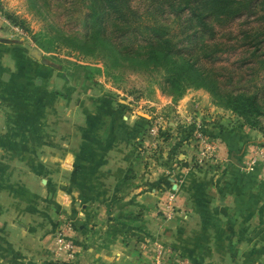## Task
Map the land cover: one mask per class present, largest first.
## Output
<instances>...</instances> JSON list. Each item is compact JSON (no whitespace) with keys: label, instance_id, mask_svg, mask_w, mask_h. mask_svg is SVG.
Wrapping results in <instances>:
<instances>
[{"label":"rangeland","instance_id":"rangeland-1","mask_svg":"<svg viewBox=\"0 0 264 264\" xmlns=\"http://www.w3.org/2000/svg\"><path fill=\"white\" fill-rule=\"evenodd\" d=\"M131 2L136 7H143L147 0ZM84 10L86 7L81 0H0V30L10 31L11 41L15 38L18 43H26L31 48L35 63L48 67L47 73H39L36 76L54 86L33 94L34 106L30 107L33 110L30 115L34 132L28 135V138L57 142L62 140L58 137L64 135L66 141L72 143L81 140L83 135H86L85 139L90 136L75 132V126L80 128L83 123L93 124L96 120L101 126L110 123L122 126L118 131L124 130V134L119 132V136L129 142L128 154L134 158L145 159L140 174L145 175L147 179L151 178V181L146 182L144 187L134 171H131L133 175H130L132 180L122 176L116 181L120 186V194L112 198V201L107 198L110 203L107 202V208L100 213L98 225L91 223L97 218V212L92 210V204L89 203L97 199L92 196L93 184L90 188L82 190V207L77 209V205H72L68 212L60 208V205L56 210L53 209L52 230L43 231V226L50 222L43 216L39 223L41 226L34 228L32 234L34 239L47 236L54 244L56 258L48 264H74L79 250L86 249L88 242L95 237L100 238L102 245L109 250V242L113 240V236L119 239L121 244L126 240V245H120L124 246L122 248L127 257L132 258L138 253V257H144L147 264H179V260H186L188 264H264V244L250 246L230 243L228 238L235 232L232 228L215 225L213 221L217 218L216 213L200 214L207 219L204 223L210 225L209 227L189 229V167L184 165L176 168L170 163V146L165 145L157 152L147 145L151 141V137L145 136L149 121L164 115L176 122L177 107L180 106L183 110L180 99L189 89L196 87L187 88L180 96L174 88L162 90L157 82L160 78L158 74L150 75L119 66L110 67L97 57L84 54L81 48H76L78 45L70 38L81 34V17ZM159 17L169 23L174 32L181 31L179 21L175 17L164 14ZM244 26L248 25H245L243 19L216 26L215 42L231 44L229 49L221 53L220 62L216 63L219 68L217 73L221 76L233 71L234 79L226 82V86L249 92L260 90L259 95L264 106V69L255 62L242 64V60L249 56V49L242 45L239 34ZM179 35L184 36L181 32ZM241 56H244L242 60L239 58ZM233 65L236 69H232ZM38 85H41V82ZM208 96L210 101L220 108L219 116L222 115L223 127L239 131L241 140L237 141L243 143V146L237 148L239 151L243 149V153L240 151L238 154L236 148L226 153L225 170L232 167L238 172H257L264 176V168H250L246 164L250 149L264 146V116L258 117L257 123L251 125L236 111L213 99L209 93ZM90 109L93 113L98 112L96 119ZM104 114L112 115V121ZM64 128V134L59 133ZM106 135L107 133L98 132L91 136L99 142L105 140ZM248 142L250 144L246 145ZM49 151L54 154L58 152L56 148ZM228 155L241 157V165H232ZM81 168L82 166L77 165L69 169L79 171ZM134 168L133 165L132 169ZM52 173L54 175L51 178L57 181L58 172L54 170ZM65 175L67 179L69 174ZM70 175L71 184L77 185L75 176ZM154 179L156 181H153ZM139 187L145 188L143 191L146 192L157 191L160 195L151 199L154 200L156 209L151 214H146L143 222L138 220L141 215L135 207L136 190ZM130 192H133L130 201L123 203V193ZM59 194L62 197L64 193ZM73 209L86 212L79 219L78 214H73ZM90 213L94 220L89 219ZM61 215L70 224L68 234L75 245L74 257L69 259L55 242L59 235L57 225L64 220L60 218ZM95 226L99 228L95 229Z\"/></svg>","mask_w":264,"mask_h":264},{"label":"crops","instance_id":"crops-1","mask_svg":"<svg viewBox=\"0 0 264 264\" xmlns=\"http://www.w3.org/2000/svg\"><path fill=\"white\" fill-rule=\"evenodd\" d=\"M10 33L0 30V264H48L56 258L54 244L47 236L34 239L32 234L34 228L41 226L39 223L43 216L50 221L49 225L43 226V231L52 230L53 209L60 205L68 212L72 205H77V209L82 207V190L93 184L92 196L97 199L89 203L97 212V218L94 220L90 213L89 219L98 225L100 213L107 208V198L112 201L120 194L116 181L122 176L132 180L131 171L135 172L138 180H142L144 187L151 178L140 174L145 159L128 154L130 144L119 136V132L124 134V130L118 131L122 126L113 123L101 126L94 120L93 124L83 123L80 128L75 126L76 133L90 136L85 139L86 135H83L81 140L72 143L67 142L64 135L59 136L62 140L57 142L28 138L34 132L30 115L33 113L30 107L34 106L32 96L54 86L49 81L38 79L36 75L47 73L48 67L35 63L31 48L26 43H18L15 38L11 41ZM195 101L205 109L213 110L218 117L221 144L217 161L189 171V229L209 227L204 223L207 219L200 214L216 213L215 225L232 228L235 232L228 238L230 243L264 244V176L257 172H238L232 167L225 170L226 153L243 146L241 141H237L241 140L240 132L223 127L220 108L210 101L204 89H189L180 99L181 106L189 110ZM90 113H93L91 109ZM93 114L95 119L99 116L98 112ZM104 115L112 121V115ZM64 130L59 133L64 134ZM98 132L107 133L105 140H93L91 135ZM53 148L58 150L56 154L49 151ZM240 151L243 153L244 150ZM228 158H231L232 165H241V157L228 155ZM77 165L82 166L79 171L69 169ZM54 170L58 172L57 181L51 178ZM66 173L69 174L67 179ZM70 174L75 176L77 185L71 184ZM143 189L139 187L136 190L135 202L136 211L141 215L138 220L142 222L146 214L156 209L151 199L160 196L157 191L146 192ZM103 191L104 194L101 193ZM60 192L64 193L62 197ZM132 193L121 194L123 203L130 201ZM72 211L79 215V219L86 212L82 209ZM155 224L156 219L153 220ZM112 238L109 250L105 249L100 238L90 240L86 249L79 250L74 264H147L144 257L143 260L138 257V253L132 258L125 255L121 245H126V240L121 244L119 239Z\"/></svg>","mask_w":264,"mask_h":264},{"label":"trees","instance_id":"trees-1","mask_svg":"<svg viewBox=\"0 0 264 264\" xmlns=\"http://www.w3.org/2000/svg\"><path fill=\"white\" fill-rule=\"evenodd\" d=\"M81 1L82 31L70 38L84 54L110 67L158 74L159 87L174 88L180 96L187 88H202L251 125L264 116L260 90H234L226 86L234 72L217 73L216 63L231 44L215 42L217 25L243 19L248 26L239 34L249 56L239 58L264 69V0H147L143 7L131 0ZM160 14L175 17L181 31L174 32ZM161 136L168 137V130Z\"/></svg>","mask_w":264,"mask_h":264},{"label":"built area","instance_id":"built-area-1","mask_svg":"<svg viewBox=\"0 0 264 264\" xmlns=\"http://www.w3.org/2000/svg\"><path fill=\"white\" fill-rule=\"evenodd\" d=\"M182 107L183 110L180 106L176 109V122L164 115L149 121L145 136L151 137V141L147 145L157 152L165 145L170 146V163L176 168L184 165L189 170L206 167L219 159L221 136L217 127V116L213 110L205 109L199 101H195L190 110ZM163 130H168V137L161 136ZM246 164L250 168H264V146L253 147ZM60 218L64 220L57 225L59 235L55 242L65 251L66 258H73L75 245L68 234L70 224L62 215ZM179 264L188 262L179 260Z\"/></svg>","mask_w":264,"mask_h":264}]
</instances>
